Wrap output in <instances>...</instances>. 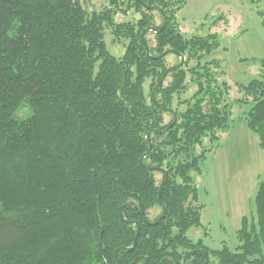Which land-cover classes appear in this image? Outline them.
Here are the masks:
<instances>
[{
    "label": "trees",
    "instance_id": "obj_1",
    "mask_svg": "<svg viewBox=\"0 0 264 264\" xmlns=\"http://www.w3.org/2000/svg\"><path fill=\"white\" fill-rule=\"evenodd\" d=\"M82 1L0 0V264H115L120 249L118 264H184L190 253L187 264H205L200 251L208 264L211 258L214 264H264V180L235 250H210L187 236L203 226L193 175L201 169L193 152L206 138L226 132L232 116L227 86L224 91L210 67L219 63L202 64L220 48L218 36L184 38L166 0H132L147 13L157 12L159 27L147 15L137 24L115 26L110 12L89 13ZM165 17L164 31L145 36H156L154 47L146 41L149 57L142 35L163 27ZM108 28L128 43L121 58L108 49ZM169 50L188 60L157 91L160 108L153 92L172 68L165 59H181L151 57ZM191 57H198L195 67ZM190 85L196 92L184 101ZM240 87L245 99L237 103L252 106L247 126L264 148V61L259 77ZM169 110L177 122L166 135L151 134L147 171L141 163L146 137L168 129ZM164 171L167 215L153 226L163 214L158 196ZM132 195L140 198L144 215ZM155 209L159 214L152 219ZM135 223L140 233L129 252Z\"/></svg>",
    "mask_w": 264,
    "mask_h": 264
},
{
    "label": "rangeland",
    "instance_id": "obj_2",
    "mask_svg": "<svg viewBox=\"0 0 264 264\" xmlns=\"http://www.w3.org/2000/svg\"><path fill=\"white\" fill-rule=\"evenodd\" d=\"M118 1L114 6L111 0L82 2L89 13L110 12L115 26L137 24L145 15L155 27L162 25V18L157 12L147 13L135 6L132 0ZM166 1L172 24L184 38L218 36L216 41L220 48L208 58H203L202 64L212 60L219 63L218 68L210 67L224 91L227 86L229 96L226 98L232 105L229 129L217 132L215 138H206L202 146L193 152L192 158L199 159L201 169L193 175L199 190L198 204L202 207L203 226L192 228L187 236L194 242L201 240L210 250H221L224 246L235 250L242 220L248 217L252 221L258 184L264 180V148L246 122L247 112L252 106L237 103L239 99H245L240 86L259 77L264 61V0ZM113 30H106V43L110 53L121 58L128 43L119 40ZM155 37L153 33L146 37L152 47L156 45ZM196 58L189 59V66L197 65ZM179 62L178 57L169 55L164 65L171 68ZM150 86L151 81L148 80L145 84L147 95ZM195 92L196 87L190 85L182 100L191 99ZM164 118L165 123L172 120L169 114H165ZM156 179L160 183L162 175L157 173ZM158 214V209L153 210L151 218ZM211 262L214 264L215 260L211 258Z\"/></svg>",
    "mask_w": 264,
    "mask_h": 264
},
{
    "label": "water",
    "instance_id": "obj_3",
    "mask_svg": "<svg viewBox=\"0 0 264 264\" xmlns=\"http://www.w3.org/2000/svg\"><path fill=\"white\" fill-rule=\"evenodd\" d=\"M146 9H147V10H157V11H160V8H158V7H148V6H146ZM164 21H165V22H164V25H163V27H161L160 29L149 28V29H147L146 31H144V33H143V35H142V41H143L144 45L146 46L147 54H148L149 57H150V47L147 45V43H146V41H145V36H146V34L149 33V32L161 33L162 31H164V30L166 29L167 25H168V19L165 17V18H164ZM169 54H175V55L179 56L180 59H181V62H180L178 65H176L175 67H172L168 72H166V73L163 75V77H162V79L160 80V82H159V84L157 85V87L154 89V92H153V101H154V103H155L158 107H160V105H159L158 100H157V97H156V95H157V91H158L159 88L163 85V83H164V81H165L167 75H168L170 72H174V71H177V70L181 69V68L184 66V64H185V57L182 56V55H180V54H178V53L175 52V51H172V50L166 51L163 55H161V56H159V57H151V59H153V60H161V59H163L164 57H166V56L169 55ZM160 108H161V107H160ZM169 112L172 114L173 119H172V123H171V125L168 127V129H167L166 131H164V132L151 131V132L148 133V136L146 137V141H147V143H148L149 148H148V152H147V153L145 154V156L141 159V163H142L143 167H145V168L147 169V171H152V169L146 167L145 164H144V160H145V158H146V157L151 153V151H152V143H151V140H150V136H151V134H157V135H161V136H162V135H166V134L168 133V131H169L171 128H173L174 125H175L176 122H177V115L175 114V112L172 111V110H169ZM163 173H164V182H163V184H162V187H161V189H160L159 196H158V202H159L160 206H161L162 209H163V214H162V216L158 219V221H156L155 223H149L150 225H153V226H158V225L160 224V222H161V221L166 217V215H167V210H166V208H165V207L163 206V204H162L161 197H162L163 188H164V186H165V184H166V182H167V180H168V175H167V173H166L165 171H164ZM131 197H132L133 199H136V200L139 202V204H140V208H141V211H142V214L144 215L143 205H142V202H141L140 198H139L138 196H136V195H132ZM124 200H125V199H124ZM124 200L121 202V205H120V206H121V211H122L121 216H122V219L125 221V215H124V211H123V210H124V208H123V206H124ZM144 221L147 222L145 218H144ZM130 224H132V223H130ZM135 224L137 225V236H136V239H135V243H134L133 248L130 249V250H127V251H129V252H134V251H135L136 246H137L138 236H139V233H140V224H139V223H135ZM121 250H123V249H120V250L116 251V253H115V260H114L115 264H118V263H117V257H118V254H119V252H120ZM200 252L203 253V254L205 255V257H206V262H205V264H208V263H209V259H208V256H207L206 252H205V251H200ZM195 253H196V252H195ZM193 254H194V253H190V254L184 259V264H187L189 258H190ZM139 262H140V259H137V260H135L134 263H132V264H138Z\"/></svg>",
    "mask_w": 264,
    "mask_h": 264
}]
</instances>
